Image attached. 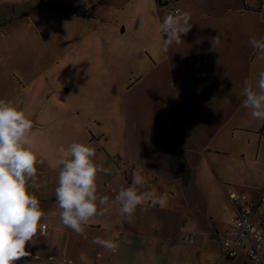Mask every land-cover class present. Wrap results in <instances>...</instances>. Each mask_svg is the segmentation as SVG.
I'll use <instances>...</instances> for the list:
<instances>
[{
  "label": "rangeland",
  "instance_id": "1",
  "mask_svg": "<svg viewBox=\"0 0 264 264\" xmlns=\"http://www.w3.org/2000/svg\"><path fill=\"white\" fill-rule=\"evenodd\" d=\"M213 1L218 2L216 8ZM88 3L91 7L82 0H0V99L30 114L34 146L38 158L44 161L37 165V186L28 190L40 200L47 227L26 245L32 255L17 264L101 263L92 248V258L87 260L89 237L64 227L56 202L49 198L58 183L57 161L66 156L70 144H88L101 152L96 146L99 142L90 140L89 129L118 131L123 123L128 125L126 119L136 127L151 117V122L175 127L184 122L187 110L188 127L202 126L200 133L211 150L206 152L208 159L202 162L200 175H219V170L212 169L214 164L222 172L233 170V174L238 171L243 176L258 166L255 145L248 146L247 133L235 127L246 125L242 109L233 112V107L220 103L215 119L211 122L214 117L207 118L216 109L214 99L218 94L229 96L233 82L242 80L245 84L248 80L243 74L247 67L245 51L259 30L255 32L253 20H245L249 15L237 12L244 7L243 0H180L172 7H161L157 0ZM168 8L190 12L193 26L182 36L183 43L162 52L164 37L159 23L166 15L176 13H169ZM219 33L221 42L213 48L209 38ZM196 49L204 50L211 61L185 69L180 63L181 52ZM159 51L172 60L165 58V63L158 66L152 55ZM255 58L256 68L264 70V54ZM169 76L180 78L183 85L178 81L168 84ZM257 80L253 72L248 81ZM244 88L233 99L244 93ZM108 135L109 143L114 142V133ZM102 146L110 145L106 142ZM177 153L170 156L174 167ZM183 158L190 174L191 168ZM234 163H239V168ZM106 182L104 186L110 189L111 178ZM223 197L226 199L225 194ZM201 206L216 214L220 207L212 198ZM52 211L57 212L56 217L48 215ZM37 254L38 259H34Z\"/></svg>",
  "mask_w": 264,
  "mask_h": 264
},
{
  "label": "crops",
  "instance_id": "2",
  "mask_svg": "<svg viewBox=\"0 0 264 264\" xmlns=\"http://www.w3.org/2000/svg\"><path fill=\"white\" fill-rule=\"evenodd\" d=\"M248 2V6L244 3V7H240L237 12L241 16L249 15L246 21L253 20L256 26L255 32L259 30L253 38L264 39V6L256 9L254 0L252 3L250 0ZM212 4L216 8L218 2L213 1ZM224 10L227 11L226 8ZM228 10L230 11V7ZM254 50L250 45L245 51L247 67L243 70V74L247 75L248 80L253 72L258 79V74L264 71L256 68L255 64V57L260 59L263 54ZM159 52L152 55V60L155 57L154 63L157 62L158 66L165 63V58L169 62L172 60L167 54L162 55L163 51ZM179 57L185 69L196 68L212 59L205 54L204 50L197 49L191 52H181ZM172 65L173 67L176 65L174 61ZM252 79L255 78L252 77ZM177 81L181 82V79L169 76L168 84H174ZM242 82L240 80L232 83L229 96L223 95V92L222 95L218 94L214 99L217 104L216 109L213 108L211 115L207 118L217 114L216 110H219L220 103L233 107V112L238 109L243 110L246 115L244 119L246 125H235V127L247 133L248 146L255 145V158L258 162L257 168L249 167L250 170L244 173L245 176L238 171L233 174V170L222 172L217 164H214L215 168L212 167V169L217 172L219 170V175L209 178L199 174L202 162L208 159L206 152L210 148L206 147L207 142L203 140L200 133L202 126L188 127L187 110L184 122L180 121L175 127L172 124L169 126L151 122V117L150 120L148 118L144 122L137 123L136 127L131 119H126L128 125L123 123V127L118 131L117 129L111 131L107 127L98 132L96 130L91 132L89 129L90 140H97L96 142L99 143L96 146L102 149L101 152L103 151V153L96 151L94 162L107 169V172L99 173L97 176V203L99 205L100 198L108 197V204L102 206L105 208L103 215H97L85 226L88 231L84 235L89 237V248L86 250L89 252L87 260L92 258L90 255L92 248L95 250V256L101 259L99 264H216L218 262L221 264H262L247 259L244 253L236 257H222L224 254L222 240L235 210L232 201L227 197L232 190L245 193L248 200L254 203L250 207V212L255 220L260 222L259 231L264 239V121L254 119L250 110L242 106L245 99L244 93L237 99H233L239 95L237 92L245 85ZM183 83L181 82L182 85ZM217 83L216 81L215 84ZM251 84L254 87L256 83ZM214 119L215 117L211 122ZM216 127L217 129L220 127L218 123ZM109 132L114 133V142L109 143ZM106 142L110 146H102V143L106 145ZM244 151L247 154L248 147H245ZM177 152L185 156L191 168L186 185L180 177L173 174L168 163L169 157ZM179 161L177 157L173 162L179 167ZM234 165L236 169L239 168V163H234ZM133 173L142 175L145 180L143 186H138V191L150 190L158 195L166 194L168 202L165 207H153L150 203L138 206L131 222H128L121 215V206L114 197L122 187L132 186ZM229 174L234 177H229L231 176ZM110 178L112 187L108 185L110 189H106L104 184ZM50 193V200L55 201V191ZM223 194L226 199L220 198ZM199 198H201L200 201ZM208 198L216 200L220 205L217 214L210 210L211 208L205 211V208L201 206V202L206 203ZM188 234L192 240L184 238ZM95 237L117 241L118 250L111 252L92 243Z\"/></svg>",
  "mask_w": 264,
  "mask_h": 264
},
{
  "label": "clouds",
  "instance_id": "3",
  "mask_svg": "<svg viewBox=\"0 0 264 264\" xmlns=\"http://www.w3.org/2000/svg\"><path fill=\"white\" fill-rule=\"evenodd\" d=\"M82 3L91 7L88 0H82ZM190 20V12L179 10L162 19L159 23V31L164 37L162 51L167 52L173 44L183 43L182 36L193 26ZM209 39L214 48L220 44L221 34ZM249 43L259 54H264V39H251ZM244 96L242 106L250 110L254 119L264 121V71L258 74L254 87L250 81H245ZM29 117L23 109L0 99V264H17L22 258L30 257L32 254L26 250V245L42 235L47 227L43 223L46 213L40 200L28 190L30 186H37V165L44 163L34 146V124ZM95 156L96 150L92 146L74 142L66 149V156L57 161L55 202L59 221L81 236L85 234V226L97 215H103L105 208L102 206L108 204V197L100 198L99 205L97 203V176L107 169L94 162ZM144 184V177L133 173L132 186L122 187L114 197L121 206V215L128 222L138 206L167 205L166 194L138 191V186ZM48 215L56 217L57 212ZM92 243L111 252L119 248L117 241L101 237L93 238ZM34 259H38V254Z\"/></svg>",
  "mask_w": 264,
  "mask_h": 264
},
{
  "label": "built area",
  "instance_id": "4",
  "mask_svg": "<svg viewBox=\"0 0 264 264\" xmlns=\"http://www.w3.org/2000/svg\"><path fill=\"white\" fill-rule=\"evenodd\" d=\"M163 1L169 2L170 0ZM254 1L256 8L264 6V0ZM244 3L247 6L249 4L248 0H244ZM177 10L180 9H167L170 12H176ZM228 198L232 201L235 210L222 240L224 248L222 257H236L244 253L247 259L264 264V239L259 231L260 222L256 221L250 212V207L254 203L248 200L245 193L236 190L230 191ZM186 240H192L191 236H186Z\"/></svg>",
  "mask_w": 264,
  "mask_h": 264
},
{
  "label": "trees",
  "instance_id": "5",
  "mask_svg": "<svg viewBox=\"0 0 264 264\" xmlns=\"http://www.w3.org/2000/svg\"><path fill=\"white\" fill-rule=\"evenodd\" d=\"M158 3H159V6L161 7H172L173 5H176L180 0H170L169 2L167 1H163V0H157ZM260 7L258 6L256 9H259ZM170 13V11H168ZM178 155L176 156L179 157V162H180V166L178 167V165H176V167H174L172 165V157H169V164H170V167H171V170L173 172V174L176 176V177H180V179L183 181V183L186 185L189 178L190 177V174H189V171H188V167L183 163L184 162V158H183V154H180L177 153ZM114 158L118 159L116 156H114ZM182 169L181 171H179V169Z\"/></svg>",
  "mask_w": 264,
  "mask_h": 264
},
{
  "label": "water",
  "instance_id": "6",
  "mask_svg": "<svg viewBox=\"0 0 264 264\" xmlns=\"http://www.w3.org/2000/svg\"><path fill=\"white\" fill-rule=\"evenodd\" d=\"M182 169L180 168L179 171H181Z\"/></svg>",
  "mask_w": 264,
  "mask_h": 264
}]
</instances>
